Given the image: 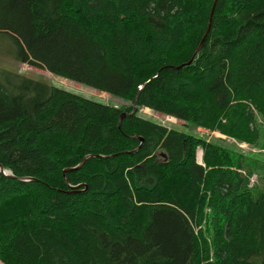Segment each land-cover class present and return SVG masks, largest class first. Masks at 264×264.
I'll return each instance as SVG.
<instances>
[{"label": "trees", "instance_id": "16d2710c", "mask_svg": "<svg viewBox=\"0 0 264 264\" xmlns=\"http://www.w3.org/2000/svg\"><path fill=\"white\" fill-rule=\"evenodd\" d=\"M0 51L129 103L0 67L2 264H264L255 158L139 115L264 149V0H0Z\"/></svg>", "mask_w": 264, "mask_h": 264}, {"label": "rangeland", "instance_id": "374dc122", "mask_svg": "<svg viewBox=\"0 0 264 264\" xmlns=\"http://www.w3.org/2000/svg\"><path fill=\"white\" fill-rule=\"evenodd\" d=\"M0 67L18 71L19 73L30 77L35 80L45 81L53 86L65 89L67 91L76 93L93 101L102 102L115 107H121L129 105V103L124 102L118 98L112 97L111 95L100 92L88 86L55 76L45 69L31 66L29 64L17 63L13 60L11 56L0 51ZM139 115L147 118L153 119L154 121L168 127L177 128L181 131L193 133L196 136L205 139L206 141H212L220 144H227L237 148V150L243 151L249 156L255 158L254 164L249 167V172L247 174L248 180L250 182L249 186L254 189L257 193L258 190H264V149H258L256 146H249L245 144H240L233 139L227 138L218 132H210L204 129H197L192 131L184 126L182 121H179L172 117H166L162 114L153 112L152 110L141 109ZM199 161L202 162V150H198ZM0 264H2L0 262Z\"/></svg>", "mask_w": 264, "mask_h": 264}, {"label": "water", "instance_id": "95a60500", "mask_svg": "<svg viewBox=\"0 0 264 264\" xmlns=\"http://www.w3.org/2000/svg\"><path fill=\"white\" fill-rule=\"evenodd\" d=\"M216 2H217V0H215V4H216ZM214 7H215V6H214ZM213 15H214V8H213V10H212L211 19H210V22H209V25H208V29H207V33H206V35L209 33V31H210V29H211ZM205 37H206V36H205ZM204 41H205V38L203 39V41H202V43H201V45H200V47H199V49H198V52L202 49V45H203ZM194 58H195V56H194ZM194 58L189 62V64H191V63L193 62ZM137 101H138V98H137L136 103L134 104L133 109H132V112H131L130 114H128V113H124V114L121 115V118H120V125H121V122H122V120H123L124 118H126L127 116H133V115L136 114L137 109H138ZM161 155H162V156H165L164 154H161ZM202 157H203V152H202ZM201 160H202V158H201ZM82 164H83V163H82ZM82 164H80L78 167H76V168H74V169H71V170L79 169V168L82 166ZM0 171H2L5 175H8V173L4 170V168H3L2 166H0Z\"/></svg>", "mask_w": 264, "mask_h": 264}, {"label": "bare ground", "instance_id": "6f19581e", "mask_svg": "<svg viewBox=\"0 0 264 264\" xmlns=\"http://www.w3.org/2000/svg\"><path fill=\"white\" fill-rule=\"evenodd\" d=\"M199 158V157H198Z\"/></svg>", "mask_w": 264, "mask_h": 264}]
</instances>
